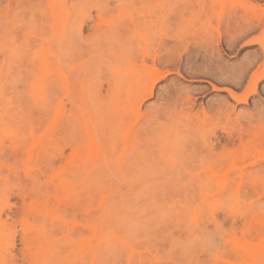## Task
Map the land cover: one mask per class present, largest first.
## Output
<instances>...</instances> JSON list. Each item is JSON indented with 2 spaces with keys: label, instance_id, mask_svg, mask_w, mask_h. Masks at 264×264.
<instances>
[{
  "label": "rangeland",
  "instance_id": "1",
  "mask_svg": "<svg viewBox=\"0 0 264 264\" xmlns=\"http://www.w3.org/2000/svg\"><path fill=\"white\" fill-rule=\"evenodd\" d=\"M0 264H264V0H0Z\"/></svg>",
  "mask_w": 264,
  "mask_h": 264
}]
</instances>
